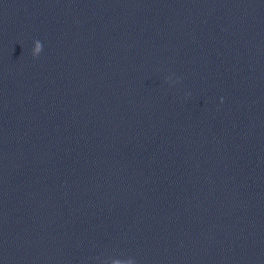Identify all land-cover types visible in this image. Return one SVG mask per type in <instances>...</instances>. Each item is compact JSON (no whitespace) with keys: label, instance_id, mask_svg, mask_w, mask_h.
Returning a JSON list of instances; mask_svg holds the SVG:
<instances>
[{"label":"clouds","instance_id":"9594fccd","mask_svg":"<svg viewBox=\"0 0 264 264\" xmlns=\"http://www.w3.org/2000/svg\"><path fill=\"white\" fill-rule=\"evenodd\" d=\"M34 43L37 45L36 49L33 50V56L35 57L38 56L39 53L42 51V43L38 40Z\"/></svg>","mask_w":264,"mask_h":264}]
</instances>
